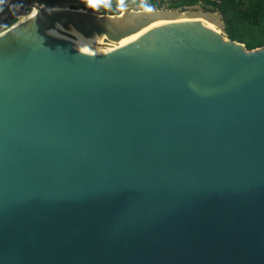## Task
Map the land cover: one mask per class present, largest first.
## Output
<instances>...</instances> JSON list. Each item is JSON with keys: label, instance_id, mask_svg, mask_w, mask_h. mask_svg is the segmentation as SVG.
Here are the masks:
<instances>
[{"label": "water", "instance_id": "1", "mask_svg": "<svg viewBox=\"0 0 264 264\" xmlns=\"http://www.w3.org/2000/svg\"><path fill=\"white\" fill-rule=\"evenodd\" d=\"M9 10L0 264H264V46L216 11Z\"/></svg>", "mask_w": 264, "mask_h": 264}, {"label": "trees", "instance_id": "2", "mask_svg": "<svg viewBox=\"0 0 264 264\" xmlns=\"http://www.w3.org/2000/svg\"><path fill=\"white\" fill-rule=\"evenodd\" d=\"M84 0H16L17 4L35 3L38 6L53 8L61 2L75 3ZM113 3H124L127 0H110ZM114 6V5H113ZM148 8L159 9L160 5L150 2ZM201 6L220 14L224 24V36L240 43L248 51L264 46V0H167V9L185 10L190 7ZM10 10L0 0V18L9 14ZM99 14H118L115 8L101 11ZM7 24L2 30L9 27Z\"/></svg>", "mask_w": 264, "mask_h": 264}, {"label": "built area", "instance_id": "3", "mask_svg": "<svg viewBox=\"0 0 264 264\" xmlns=\"http://www.w3.org/2000/svg\"><path fill=\"white\" fill-rule=\"evenodd\" d=\"M63 1H66V0H63ZM9 2L10 0H3L4 6L9 8ZM150 2L154 3L155 5L161 4L162 6L161 8H166L165 3L167 2V0H127L124 3H113L110 0H96L95 3H90L89 0H84L82 2H75L72 4L68 2H61V3L56 4L53 8L77 9V10H82L85 12H94L98 14L100 12H96V11L97 10L99 11V9H102L103 11H110L111 9L115 8L117 13H120L124 9H130L134 11L154 9V8H148L147 5ZM4 16H7V15H4Z\"/></svg>", "mask_w": 264, "mask_h": 264}, {"label": "rangeland", "instance_id": "4", "mask_svg": "<svg viewBox=\"0 0 264 264\" xmlns=\"http://www.w3.org/2000/svg\"><path fill=\"white\" fill-rule=\"evenodd\" d=\"M188 9V11H198V12H211V10H209V9H205V8H203V7H201V6H195V7H190V8H187ZM107 10H109V9H107ZM186 10V9H185ZM101 11H103L102 9H99V11L97 10L96 12H101ZM98 14V13H97ZM7 16H2L1 18H0V23L2 22V21H4V20H6L8 17H9V15H10V13L9 14H6ZM17 21V20H16ZM221 33V32H220ZM222 34V33H221ZM223 35V34H222ZM224 36V35H223ZM225 37V36H224Z\"/></svg>", "mask_w": 264, "mask_h": 264}, {"label": "bare ground", "instance_id": "5", "mask_svg": "<svg viewBox=\"0 0 264 264\" xmlns=\"http://www.w3.org/2000/svg\"><path fill=\"white\" fill-rule=\"evenodd\" d=\"M33 14H35V10H32L30 13H28L26 15H22V16L18 17L17 21H19V20H21L27 16L33 15ZM218 34H221V33L219 32Z\"/></svg>", "mask_w": 264, "mask_h": 264}, {"label": "snow or ice", "instance_id": "6", "mask_svg": "<svg viewBox=\"0 0 264 264\" xmlns=\"http://www.w3.org/2000/svg\"><path fill=\"white\" fill-rule=\"evenodd\" d=\"M89 2H90V3H95V2H96V0H89Z\"/></svg>", "mask_w": 264, "mask_h": 264}]
</instances>
